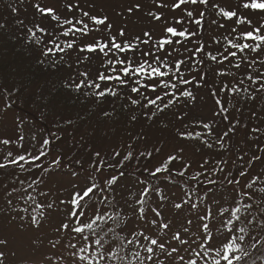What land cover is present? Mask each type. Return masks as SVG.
<instances>
[{
  "label": "snow or ice",
  "instance_id": "snow-or-ice-1",
  "mask_svg": "<svg viewBox=\"0 0 264 264\" xmlns=\"http://www.w3.org/2000/svg\"><path fill=\"white\" fill-rule=\"evenodd\" d=\"M151 4L112 7L133 34L98 0L0 14L39 97L55 77L96 124L41 133L16 110L39 81H0V264H264V0Z\"/></svg>",
  "mask_w": 264,
  "mask_h": 264
},
{
  "label": "rangeland",
  "instance_id": "rangeland-1",
  "mask_svg": "<svg viewBox=\"0 0 264 264\" xmlns=\"http://www.w3.org/2000/svg\"><path fill=\"white\" fill-rule=\"evenodd\" d=\"M132 2H134V0H98V3L103 5L105 9L109 11V14L112 15L113 23L117 27L123 24H127L129 29V34L140 33L144 29L152 28L153 25L148 23V18L143 14H137L132 17H128L127 15H125L124 17L121 18V17H116L115 14L112 12V7L119 6L120 4L129 5ZM223 2L226 4H231L233 3V0H223ZM143 3L145 9L152 7L151 0H143ZM4 13H6V10L0 11V14H4ZM215 32L216 30L213 28V30L210 33H208V35L215 34ZM6 77H8V75H5L4 79L3 80L1 79V81L7 84L9 87H11L15 82L13 81L12 83L9 79H5ZM46 79L48 78L42 76L41 80H39L38 85L32 86L31 94L33 99L31 101L22 104L18 102L16 106V110L19 115H22L27 119H29L30 121H32V123L35 126V130H38L41 133H45V134L48 129L52 128L53 120L59 119L61 116L73 118L74 121H76L79 124V129H78L79 132L91 130V128L96 126L95 120H92L91 122L88 121V115H90V109H84L81 106L69 108L68 107L69 105L63 104L64 102L61 101L60 99L57 98L56 100H52L50 96H46L45 98L41 99L39 97V89L45 86ZM29 85L30 83L26 84L25 86H29ZM47 87L50 88L49 86ZM201 95H206V93L201 92ZM61 97H63V95ZM255 107L256 110H258L259 103ZM81 120H83V122H81ZM105 131H107L109 135L112 134V129L110 126L108 128L100 126L97 129L98 140L100 139V137L104 135ZM68 139L70 140L71 137H68Z\"/></svg>",
  "mask_w": 264,
  "mask_h": 264
},
{
  "label": "trees",
  "instance_id": "trees-1",
  "mask_svg": "<svg viewBox=\"0 0 264 264\" xmlns=\"http://www.w3.org/2000/svg\"><path fill=\"white\" fill-rule=\"evenodd\" d=\"M12 2V0H0V11H7V5ZM5 75H8L5 79H9L12 83L14 81L16 85H26L31 81H39L43 76L35 64L31 62L28 53L23 48L13 46L7 39L0 38V81L4 79ZM54 80L55 77H51L46 85V87L49 86L52 89L53 95L50 98L52 100L58 98L64 102L63 104L73 108L72 100L64 96L61 97L62 95H55L57 88L52 86ZM75 107H80V105Z\"/></svg>",
  "mask_w": 264,
  "mask_h": 264
}]
</instances>
